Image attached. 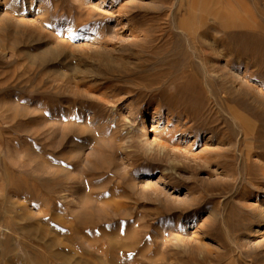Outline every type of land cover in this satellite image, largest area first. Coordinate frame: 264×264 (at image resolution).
<instances>
[{"label":"rangeland","instance_id":"374dc122","mask_svg":"<svg viewBox=\"0 0 264 264\" xmlns=\"http://www.w3.org/2000/svg\"><path fill=\"white\" fill-rule=\"evenodd\" d=\"M262 212L264 0H0V264H264Z\"/></svg>","mask_w":264,"mask_h":264},{"label":"bare ground","instance_id":"6f19581e","mask_svg":"<svg viewBox=\"0 0 264 264\" xmlns=\"http://www.w3.org/2000/svg\"><path fill=\"white\" fill-rule=\"evenodd\" d=\"M116 26H114V25H112L111 24V26H110V29H114ZM262 58V57H261ZM226 65V64H225ZM226 67V66H225ZM114 70V69H113ZM214 70V69H213ZM103 71V70H102ZM98 81V80H97ZM193 84V83H192ZM190 85V84H189ZM242 85H243V83H242ZM231 88H232V86H231ZM231 88H230V90H231ZM244 88H247V87H244ZM118 89V88H117ZM62 90V89H61ZM238 90H239V88H238ZM229 91V90H228ZM258 94V93H257ZM261 94V93H260ZM261 96V95H260ZM263 97V96H262ZM222 102V101H221ZM188 104V103H187ZM69 107V106H68ZM74 107V106H73ZM69 113H70V111H69ZM155 115V114H154ZM62 118V117H61ZM64 122V121H63ZM176 129H180V128H178V127H176ZM187 129V128H186ZM253 152V148H247V151L245 152V153H242V154H244L245 155V157L247 158V159H249L250 158V156H251V153ZM60 155V154H59ZM61 157V156H60ZM66 157V156H65ZM62 158H64V156L62 157ZM118 191V190H117ZM122 201V200H121ZM259 208V207H258ZM255 210H257V209H255ZM262 211V210H261ZM192 213V212H191ZM262 213H264V212H262ZM190 214V213H189ZM255 214H256V212H255ZM256 216V215H255ZM262 217V216H261ZM257 218V217H256ZM255 219V218H254ZM258 219V218H257ZM256 221V220H255ZM253 232V231H252ZM255 232V231H254ZM187 264V263H186Z\"/></svg>","mask_w":264,"mask_h":264}]
</instances>
